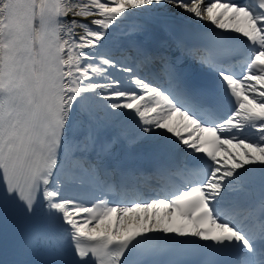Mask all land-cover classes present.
<instances>
[{
    "label": "snow or ice",
    "instance_id": "snow-or-ice-1",
    "mask_svg": "<svg viewBox=\"0 0 264 264\" xmlns=\"http://www.w3.org/2000/svg\"><path fill=\"white\" fill-rule=\"evenodd\" d=\"M0 264H264V0H0Z\"/></svg>",
    "mask_w": 264,
    "mask_h": 264
}]
</instances>
